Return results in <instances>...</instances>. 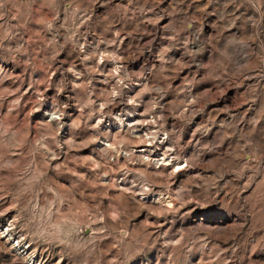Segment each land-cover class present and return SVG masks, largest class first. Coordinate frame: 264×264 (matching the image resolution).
I'll return each mask as SVG.
<instances>
[{
  "label": "rangeland",
  "instance_id": "rangeland-1",
  "mask_svg": "<svg viewBox=\"0 0 264 264\" xmlns=\"http://www.w3.org/2000/svg\"><path fill=\"white\" fill-rule=\"evenodd\" d=\"M0 264H264V0H0Z\"/></svg>",
  "mask_w": 264,
  "mask_h": 264
}]
</instances>
